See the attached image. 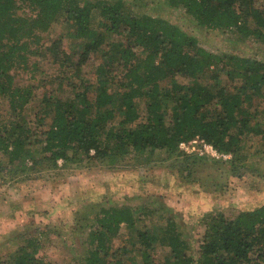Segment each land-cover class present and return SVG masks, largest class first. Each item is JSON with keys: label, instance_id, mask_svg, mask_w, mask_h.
<instances>
[{"label": "trees", "instance_id": "16d2710c", "mask_svg": "<svg viewBox=\"0 0 264 264\" xmlns=\"http://www.w3.org/2000/svg\"><path fill=\"white\" fill-rule=\"evenodd\" d=\"M256 1L167 0L198 27L264 41V10ZM60 25L74 38L70 50L65 34L45 42ZM93 59L99 62L90 65ZM44 64L40 84L52 88L44 90L30 122L24 112L36 87L16 84L12 71L22 68L37 77ZM263 86L264 60L209 51L187 30L135 10L130 0H0V97L9 102V117L0 121V173L20 183L21 172L10 174L12 167L56 168L60 160L67 165L100 157L124 162L131 155L178 152L182 141L196 136L220 152L238 151L246 132L264 140V128L250 126L259 115L254 103ZM138 101H144V113ZM152 208L142 205L140 213L159 211ZM142 222L125 206L101 207L80 218L77 231L90 227L82 247L86 264H157L158 247L165 244L163 264H264V204L204 215L197 246L176 218L158 234L148 224L140 228ZM123 227L137 230L138 249L114 248L112 236ZM45 236L22 235L0 264H51L40 254ZM132 255L138 262L129 261Z\"/></svg>", "mask_w": 264, "mask_h": 264}, {"label": "rangeland", "instance_id": "374dc122", "mask_svg": "<svg viewBox=\"0 0 264 264\" xmlns=\"http://www.w3.org/2000/svg\"><path fill=\"white\" fill-rule=\"evenodd\" d=\"M130 3L135 10L179 25L209 51L232 52L264 60V41L242 39L241 35L233 32L221 33L198 27L190 15L171 6L167 0H130ZM256 5L264 10V0H257ZM99 20L100 12L95 10L91 18L92 27L96 28ZM67 27L60 25L54 28L46 35L45 42L50 43L53 38L65 34L64 46L70 50L74 38ZM97 62L99 60L93 59L90 65ZM45 67L46 64L40 65L37 77L22 68L12 71L16 84L22 88L36 87L33 89L34 98L24 112L30 122L35 120L44 90L52 88L49 83L44 87L40 84ZM118 70L122 73L121 67ZM176 79L190 85L195 83L194 79L187 80L182 76H176ZM261 92L254 103L259 115L254 117L250 126L263 129L264 86ZM138 104L144 113V101H138ZM8 117V99L0 97V121ZM231 131L236 133L237 129ZM202 140L200 136L184 140L187 147L183 148L180 143L178 152H182L181 155L160 150L138 157L131 155L124 162L114 157H100L70 161L67 165L60 160L56 168L30 170L27 167L21 170L12 167L10 174L16 169L21 172L20 183L10 177L5 179L0 173V260L6 259L7 253L16 249L17 239L20 240L22 235L42 232L46 236L40 254L46 262L86 264L87 254L82 247L90 227L77 231L76 226L80 218H86L89 212L98 211L101 207L134 209L142 216L140 228L148 224V229L157 234L165 222L176 218L180 229L188 231L197 246V239L204 230L200 222L204 215L217 210L232 215L264 204V140L261 136L246 132L238 151L223 153L215 148L218 155L205 147ZM147 203L159 211L140 213V207ZM112 238L114 248L133 250L140 246L135 245L136 229L123 227ZM167 249V244L158 247L157 264H163ZM130 259L138 262L133 255Z\"/></svg>", "mask_w": 264, "mask_h": 264}, {"label": "built area", "instance_id": "2783aa9c", "mask_svg": "<svg viewBox=\"0 0 264 264\" xmlns=\"http://www.w3.org/2000/svg\"><path fill=\"white\" fill-rule=\"evenodd\" d=\"M202 141H203V143H205V147L210 148V149L212 150V152H214L215 154L218 155V151L215 149V147H214L212 144L206 143L204 140H202ZM190 143H192V142H190ZM190 143H188V145H189ZM181 146H182L183 148H184V147H187V143H186V141L181 142ZM188 147H189V146H188ZM187 149H188V148H187Z\"/></svg>", "mask_w": 264, "mask_h": 264}]
</instances>
